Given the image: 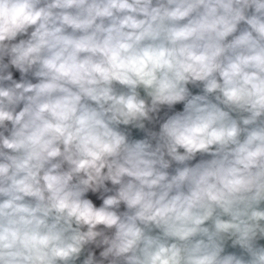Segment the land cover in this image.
Masks as SVG:
<instances>
[{"label":"clouds","instance_id":"9594fccd","mask_svg":"<svg viewBox=\"0 0 264 264\" xmlns=\"http://www.w3.org/2000/svg\"><path fill=\"white\" fill-rule=\"evenodd\" d=\"M0 264H264V0H0Z\"/></svg>","mask_w":264,"mask_h":264}]
</instances>
